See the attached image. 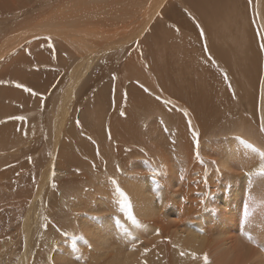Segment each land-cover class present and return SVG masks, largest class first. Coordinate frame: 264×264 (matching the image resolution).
Here are the masks:
<instances>
[{"label":"bare ground","instance_id":"bare-ground-1","mask_svg":"<svg viewBox=\"0 0 264 264\" xmlns=\"http://www.w3.org/2000/svg\"><path fill=\"white\" fill-rule=\"evenodd\" d=\"M38 1L40 0H0V14H5L10 11L15 12V14L16 12L18 14L21 13L23 16H26L28 8L31 9L36 7L35 5L40 4ZM42 1L43 2H41L42 4H40V6L42 5L43 8L40 11L37 9L38 12L33 14L32 19H27L25 21L22 20L19 22L20 24H16L15 28L11 30L12 32L9 37H5L6 39L4 41L0 40V62L2 61V64L0 65V134L6 129L3 137H0V150H6L0 153V157L14 159L15 161L17 153L8 150V148L12 147L15 142L28 140L25 136H21L20 138L15 136L16 129H21L23 125L17 123L18 120L12 118L17 115L24 116L27 112V114L33 113L30 119H33L35 116L37 118L35 107H40V105L37 104V95L29 98L27 103L21 100L23 93L20 90L15 89L14 86L16 83L28 88L34 80L32 83L33 89L36 93H42L43 100L44 95H46L50 88L55 84H53V82L56 81V77L60 75H56V71L53 69L51 74V70L48 69L47 71L46 66L50 68L57 65L61 69L63 68L62 70H65L66 65L72 61L71 65H73V67L64 73L65 76L70 79L67 80L64 78L65 83L67 82V85L64 86H68L71 82L74 89L76 88L75 86L77 82L82 83L83 80L81 81V79L84 78L82 75H84V73L87 75L88 71H90L87 79L88 81L95 77L99 78L101 73L110 74L116 67H114L115 64L113 63L111 54L119 47L128 45L130 41L135 43L136 40L141 37L143 29L146 27L151 29V34L146 35L144 39L148 41V44L150 45L146 44V46L151 49V53L150 51L148 52L152 58H156L155 56L158 57L156 58L158 59L157 62L154 63L150 61V63H153L150 67L152 76L145 78L142 76V71L138 72V69H135L136 72H132L135 76L133 74V76L126 75L125 82L135 79L136 81L140 80L139 82L144 83L145 85L147 83L146 88L152 93L151 96L154 93H158L159 95L158 91L161 90V88L165 89L167 93L160 91L161 96L159 97L157 95L159 99L161 97L163 98L161 100L164 104H159L160 100L156 101L158 100L156 99L157 96L154 95L156 98L154 97L153 99L146 89L147 92L145 93L149 94V96H146L145 98L139 99L135 96L136 94L134 95L133 93L128 92L125 95V100H123V94H117L116 87L119 82L117 80L118 82L115 81L113 97H111L110 89V96L108 93L95 94L96 97L102 99L98 100V98L94 97V99L98 101L93 102V106L91 103V106L94 109L91 113V118L88 112L82 113L80 120L81 126H79L78 129H76L77 127L67 129V126H69L68 122L66 123L67 115L70 116L69 114L74 109L71 107L70 102L68 103V101L63 100V103H68L63 109V112L65 113L56 119V122L53 125V130L51 128V131H53V137H57V135L61 133L60 139L63 140L64 137H66L69 142H63L59 138H53L54 142H52L53 140L49 138L50 142L53 144L47 147H45V144L43 147L45 152L42 151L44 153L35 159L37 161L34 162V171L31 173V176H33L31 177L33 178V184L30 180L29 182H24L27 187L23 185V188L27 189L23 191L22 195H30V198H21L24 200V206L21 209L22 218H19V215L12 217L13 227L17 229H20L21 227L25 228L22 248L11 258L4 260L8 264H143L145 261L146 264H204L203 257L206 254L209 264H233L235 262V264H237L241 259L242 262L239 261V264L243 263V261H245V259L242 258L243 255L238 256L237 253L239 251H236L237 245L240 244H235L237 241V238L234 240L236 236L234 239L229 238V235L232 233L230 231L231 228L225 224L226 221L229 223L231 215L232 217H236L238 214H231L228 206L225 205L223 201H226L227 199L226 193H228V187L231 186V183H235L237 189L239 185V191L244 192V190H247L248 195L253 194L256 196L255 202L251 200L252 204L255 203V205L253 204L254 206L252 207L251 204L250 209L255 206L254 209H257L258 206V208L261 207L259 210H264V177L254 174L258 171L260 163L253 158L250 160L247 158H239V165L236 167V170L233 171L231 170L230 165L225 161L226 156H222L224 158H218L216 160L222 168V172L219 170L220 174H215L214 172L216 171H213L212 175L205 176V172L203 171L204 175L202 173V177L199 176L194 179L202 165L197 161L196 156L194 155L195 153L191 152L190 142L192 143V141L188 139L185 124L189 123L190 118H193L197 121V124L195 126L191 125V129L195 132H200V136L204 132L206 136H203L202 138H206L210 135H207L208 130L205 127L210 126L213 123L214 113L217 112V115L222 121L221 125L219 122H217L218 124L216 125V131L219 132V135H224L226 132L236 133L242 138V140L253 141L258 145L256 146L257 148L264 150V144H262L264 143V132L260 131L261 125L264 124V90L261 91L259 89V85L264 88V61L260 60V52L262 53L261 50H263L261 44L264 43V39H262V37H264V0H251V3L248 0L246 10L243 11L242 9V12H245V18H241L239 11L241 9L238 7L235 8V3L229 2L228 0H184L191 7V10L198 15L203 24V29H205L206 34L208 35L212 50L226 63L227 66H229L230 70L233 69L232 72H236L238 75V80L236 81L238 94L248 105L249 113L246 118L249 119L250 122H245L239 118L230 121L228 109L224 107L228 98L227 94L217 98L218 90H216L215 100L212 101V103L208 101V94L205 91L204 85L210 83L212 80L211 78L216 74L210 69L211 64L209 61L203 57L202 49L199 46L200 41H197L195 37L194 40H191V37L187 36V31H189V29L187 31H182L184 36L177 35L176 33L172 35V31L171 35L166 36L168 35V29H160L158 27V23L165 18V14L169 11L167 9H170V7H166L163 10V14L155 16L162 5L161 2H156V0H142L136 2H133V0ZM243 3L244 2H242V4ZM244 14H242V17ZM231 28L236 31L233 35L228 32ZM164 32H166L165 36L162 34ZM176 32L178 33L179 29ZM180 32L178 34H180ZM191 32L190 34L195 36L196 32L194 30ZM160 35L161 37H165H162L164 38V43L158 38ZM32 36L34 37L29 39ZM167 39L171 42L170 47L173 50L174 55L171 56L170 59L166 57L167 62L172 61L175 57L180 58V56H185L187 59V45L189 43L192 44L197 54V59L190 68L180 69L181 72L180 74L178 73V78H173V76L177 75L179 68L183 67L185 62L180 61L181 63H178L179 60L174 59L177 61L174 64L169 65V62L168 64L164 61L165 58L163 57L167 54H165L166 49L165 47L163 48V45ZM22 42H24L22 47L15 54H11L13 49ZM26 43H29L30 45L28 54L21 52ZM50 43L56 45L60 50V55H58L57 50L54 51L56 52L54 58H57L58 60L57 64L50 61L46 55V59H44L43 53L46 52L47 44ZM138 43L139 42H137V44ZM132 46H130V49ZM137 46H139V44ZM155 47H161V49L158 48V50H156ZM40 48L42 50H40ZM152 49L154 50L152 51ZM132 52H134V50ZM145 52L146 50L144 51V54ZM257 52L259 56L256 55ZM206 56L208 58V55ZM32 58H36L37 61H34ZM47 60L50 62H46ZM78 62L79 64L77 65ZM146 62L147 61L144 62V66L147 65ZM33 65L38 66V68L28 71L27 67H32ZM111 65H113V69H111ZM94 67H97V69L93 70ZM99 72L101 73L99 74ZM205 72L209 73L210 76L205 77ZM149 73L147 74L150 75ZM6 74H11L8 80L3 77V75ZM140 75L142 77L138 80L137 78ZM221 75L223 76V74ZM228 76L231 77L232 75ZM43 77V81L47 79L50 81L47 86V83H41L40 81ZM209 79L211 80L209 81ZM11 80H14L16 83L13 84V82H11L9 84L8 81ZM170 80L174 81L172 86H170ZM94 87L96 88V86ZM122 89L123 88L120 89L121 92L123 91ZM184 91L188 93L187 96H185ZM81 92L85 93L82 90ZM90 95H92V93ZM173 96L185 97V101L190 103V108L186 109L183 107L181 108V104L178 102L179 105L178 107L176 106L178 109L175 108V111L177 112L180 110V112H178V117L177 119L173 117V121L170 120L171 123L175 122L174 120H176V122L179 121L178 126L176 127V132L178 133L179 138L178 142L176 141L178 146L175 149L176 153L173 154V160L175 161L177 159V166L182 169V164L178 162V157L181 154L185 158L187 165L185 170L183 169L184 171L181 176V181L186 186L200 184V187L205 190L203 193L201 191L202 195L205 196V199L202 200L198 198L199 202L196 198H193L186 188L179 190L178 193H172L169 190L162 191L159 194L152 193L153 188L157 187L156 185L154 187L150 186L152 189L150 192L149 185L146 184L145 181L143 183L142 178L141 180L139 179L141 182L138 181L139 176L135 174L137 170H134V172L132 171L133 169H130L131 171H129L131 164L129 165V163L122 158L125 154L129 156V150H126L127 146L121 140L117 141V138H119L118 135L122 133L125 139H128L129 141L131 140L129 146H133V143H136V139L137 143L144 145H148V141L153 142L154 138H151L152 134L148 131L149 129L147 130V128L144 127L146 126L144 112L153 115L154 111L156 112V110L158 111L166 107V101L163 100H172ZM111 98L116 100V106L121 104L120 106L122 109L129 108L127 112H123L125 115L124 120L117 116L119 121H116L113 117L115 114L110 115L111 110L113 111V108H111V104L109 103ZM256 102H261L260 107H258L259 104H256ZM25 104L28 105L27 108L29 109H26L24 113H21L22 110L20 111L18 108L16 109L17 105L24 107ZM210 105L212 106L211 108L208 107ZM167 106L169 105L167 104ZM192 106L196 109L195 111ZM170 107H172V105H170ZM206 107L210 109L206 110ZM168 108L169 107H166L164 109L169 111ZM76 111L77 109H75L72 114H75ZM165 112L161 114L163 116H160L166 117ZM170 112L171 111H169V113ZM185 113H187V115H185ZM237 113L239 114L240 112L238 111ZM55 116L54 113L53 121L55 120ZM163 123L165 122L163 121L162 124ZM86 126L90 127L92 131L101 138L108 139L107 137H113L112 141H115V144L118 143V146L121 144V149L119 147L120 150L112 151L111 148H109L106 151L104 149L106 143H104V147H101L100 140L99 143L98 141L96 142L99 149L94 150V147H96L94 141H91L94 143V146H92L91 142L84 141L85 137H81L83 132L86 133V131H84V129L87 130L85 128ZM169 126L171 125L169 124ZM196 126L200 129L197 130ZM80 127H82V129H80ZM171 127L169 129H171ZM115 129L118 130L116 131ZM48 130H50V128H48ZM205 130H207V132ZM106 131L110 132L108 136H106L108 134L105 133ZM48 133L49 132H47V135ZM48 136H51V134ZM89 137L92 136L88 134V138ZM96 137L98 138V136ZM215 137L217 136L215 135ZM47 139L48 138H46L45 141ZM199 139L201 138L199 137ZM213 139L215 138L213 137ZM239 140L240 139H234L223 143L224 145L229 146V149L235 153L232 155V158L238 157L237 146H239ZM113 142H111L112 145L110 144V146L107 144L108 147L113 146ZM166 142L167 141L165 140L161 141L162 147L163 143L166 144ZM216 142L217 140L215 143ZM209 144H206L205 147ZM240 147L243 148L244 146ZM200 148L198 150L199 153H201ZM209 148L211 149V146H209ZM25 149H27L26 146ZM93 150L95 152L98 150L96 154L99 152L100 155L98 154V156L96 155L97 157H95ZM117 151L120 152L115 156L113 152ZM144 151L145 149L141 152L144 153ZM132 156H135V152L132 153ZM143 157L146 156L143 155ZM159 159L161 160L160 157ZM162 159L165 163V158ZM203 159L205 160V158ZM141 160L142 162L144 161L143 158H141ZM146 160L147 159L143 162L145 163L144 166H147L148 164ZM31 162L33 164V161ZM141 165L143 166V164ZM53 166L56 168L55 171ZM117 166H119V170L117 169ZM168 166L173 167L174 165L171 162ZM203 166L205 167L204 164ZM11 167L8 170L7 166V168L0 171V187L8 184L9 187L6 186L8 188H6L7 192H11V189L13 188L17 189L15 186L18 184L17 178L12 176L10 170L13 167ZM70 167L79 169V176L76 179H64L63 176H73L71 175L72 172ZM6 169L9 172H7ZM14 169L17 170L16 168ZM92 170L97 171L98 173L100 170L107 172L108 174H105L111 175V180L115 177L116 181L118 180L117 176L119 175L120 179L118 184L131 200L133 215L137 220L138 226L133 225L132 222L127 219L126 213L121 210L118 203V197L114 191V185L111 184L110 179L108 180L101 176L100 179H97L93 176L94 173ZM167 171L170 177H172L173 174L171 170L168 168ZM75 173L77 174V172ZM52 174L53 176L51 177ZM150 175H152V173H150ZM53 177L62 178L61 182L58 184L52 183V180L54 179ZM155 177H153V180L156 181L159 179V177ZM228 179L230 180L229 183ZM12 181H14V184L11 186ZM219 184L223 186L222 188L219 187V189H221L220 191L225 192L227 190V192L224 193L225 198L220 201L222 208L224 207L223 210H226L223 215L221 214L222 211L220 212L222 208L220 209L217 205L219 214L215 215L213 210L210 211L209 201L207 200L208 195H212L216 188L220 186ZM52 185H55L50 191V198H52V201L50 202H52V204L47 201L48 206H46L44 200L41 203V195L43 190L49 191ZM225 187L227 188L226 190H224ZM155 189L154 192H160V190L158 191ZM33 192L34 194L32 195ZM229 194H227L228 198L230 197ZM253 195L242 199L247 200V198H251ZM170 197L175 199L172 200V205L168 203ZM14 198H16L15 195ZM219 198H221V196H219ZM210 200H212L211 196ZM233 200L234 198H232V201ZM248 201L245 202L249 203L250 201ZM55 204H57V206ZM212 204H214V202L211 203V206ZM51 205L52 207H50ZM247 207L249 211V204H247ZM17 210L18 209H16V212ZM250 213L253 214L252 211H250ZM259 213L255 218L256 221L254 220L255 224L252 225V228H254V226L257 228L256 231L251 228L253 233L252 231L250 233L253 235L246 231L247 228L242 234L249 233L253 238L260 237V221H264V211L263 213L261 212V215L263 214L262 216H260ZM220 214L222 216L219 217L218 223L216 224L214 221ZM255 215L256 213L252 215V217H255ZM49 216H52L53 218L50 219ZM116 219H119L123 227L128 229L132 236L135 237L134 241L124 235L123 230L116 226ZM31 223L35 224V232H33L32 228L29 226ZM248 228L250 229V227ZM157 231L159 232V235H157ZM64 233H67V235H64ZM238 235H240V239H238L237 242L242 239L241 234L239 233ZM246 242L244 243V246H246ZM133 243H135V250L132 248ZM73 244H75V249L73 248ZM11 245H13V237L11 233L0 232V247L5 248L8 246L10 248ZM248 247L250 249V246ZM239 248L240 247L238 246V249ZM145 249H148L149 251L146 255H141ZM254 251L256 253V250H253V254ZM181 252L186 253V255L181 256ZM246 252L245 254L243 252L239 254L246 255ZM189 253H194L196 258L194 259ZM249 254L253 257V254L250 252ZM258 258L251 261L254 262L257 260L255 263L264 264L262 259L258 262ZM251 261H245V263L251 264Z\"/></svg>","mask_w":264,"mask_h":264},{"label":"rangeland","instance_id":"rangeland-1","mask_svg":"<svg viewBox=\"0 0 264 264\" xmlns=\"http://www.w3.org/2000/svg\"><path fill=\"white\" fill-rule=\"evenodd\" d=\"M52 1H54V0H51L50 2H52ZM136 1H142V0H133V2H136ZM158 1L161 2L162 5L158 9V11H157V13H156L155 16L163 14V10L166 7H170V9H167L169 11L167 12V14H165V18H163L162 21H160L158 23V27L160 29H166V30L168 29L167 30V32H168L167 34L168 35H166V36L171 35L172 32H173L172 35H174V33H176L177 35H183L182 34L183 33L182 31H184V30L187 31L189 29V31H187L188 32V35L186 33L185 34L188 37L190 36L191 37V40H194V37H195V39L197 41H200L199 46L202 49L203 57L206 60L209 61V63L211 64V68L210 69H212L213 72H215V74H216V75H214L213 78H211L212 80L209 79V81L211 80L210 83H207V84L204 85L205 91L208 94V98H207L208 101L210 103H212V101L215 100V91L216 90H218L217 98L223 96L224 94H227V97L228 98L226 100V104H225L224 107H226L228 109L230 121H233L234 119H238L239 118V119H241V120H243L245 122H250V120L246 118L247 115H248V113H249L248 112V105L246 104V101H244L243 98L239 97V94H238V86H237V83H236V81L238 80V75L236 74V72H232L233 69L230 70L229 69V66H227L226 63L212 50V48L210 46V43H209L208 35L206 34L205 29H203L204 28L203 27V24L201 23L198 15L194 11L191 10V7L184 0H164V1L163 0H156V2H158ZM228 1L229 2H234L235 3L234 4V7L235 8L238 7V8L241 9V10H239L240 11L241 18H245L246 17V15L244 14L245 12L243 13L242 12V9H243V11L246 10L247 4H248V0H228ZM241 1L244 2V3L242 4ZM41 2H43V1L42 0L38 1V3L42 4ZM40 4L35 5L36 7H34V8H31V9L28 8V11L29 12L27 11L26 16H23L21 13L18 14L16 12V14H15V12H10V11L9 12H6L5 14L1 13L0 14V40L1 41H4L7 37H9L10 36V33L12 32L11 30H13L15 28V25L18 24L19 22H21L22 20L25 21L27 19H32L33 18V14L34 13H37L38 11H40L43 8L42 5L40 6ZM248 8H249V5H248ZM37 9H38V11H37ZM241 13L244 14L243 17H242V14ZM14 16H17V17H14ZM22 16H23V18H22ZM197 25H199V26H197ZM178 29H179V32L181 31L180 34H178L179 32L178 33L176 32ZM193 30L196 32L195 36H193L192 34H190V32L193 31ZM201 31H203V35H201ZM256 31H255V33H256ZM228 32H229V34L233 35L236 31H235V29H232L231 28L230 30H228ZM231 32H233V33H231ZM165 33L166 32H164L162 34L165 36ZM149 34H151V29L149 27H146L145 29H143V32L141 34V37L139 39H137L135 43H133L132 41H130L128 45L119 47L115 52H113L111 54L112 55V59H113V63L115 64L114 67L116 66L113 69V65H111V69H113L112 70V73H110V74L109 73L108 74L107 73H103L102 74L101 72H99V74L101 73V76L99 75V78L98 77H95V78H92L93 80L90 79L88 81L87 79H88V76L90 74L89 73L90 71H88L87 72V75L85 73H84V75H82V77H84V78H82L81 81L82 80L83 81H82V83L80 82L81 84L79 82H77V84L75 86L76 87L75 89H74V86H72L71 82L69 83L68 86H66V87L64 86V85H67V82L65 83L64 78L67 79V80H70L67 76H65L64 73H66L68 70L71 69V67H73V65H71L72 61L69 62L66 65L65 70H62L63 68L61 69L57 65H55L53 67H50V68L48 66H46L47 71H48V69L51 70V74H52V69H53L54 71H56V75H59V74L60 75L58 76L59 78L58 77H56L57 79L55 78L56 81L53 82V84L54 83L55 84L50 88L49 92H47V94L44 95L43 100H42V96H43L42 93H37V96L36 97L38 98V100H37L38 103L37 102H35V103H37L38 105H40L39 108L35 107L36 108V112H37L36 113L37 114V118L35 116L33 119H30V117L33 115V113L27 114L28 113L27 112L24 115V117H25V120L24 121H19V120L17 121V123L22 124L23 127L21 129H16V135L15 136L16 137H19V138L21 136H25V137L28 138V140L27 141H18V142H15V143H13L12 147L8 148V150L14 151V152L17 153V155L15 157V161L16 162L14 161V159L12 160V159H8V158L0 157V171H2L3 169L7 168V166H8V170H9L10 167L13 165L12 166L13 168L11 167L13 170L11 169L10 171L12 173V176L16 177L17 178V181H18L17 186H15L17 189L13 188V189H11V192H7V190H6V188H7L6 186L9 187L8 184L6 186H1L0 187V221H1L0 232H8V233H11V235L13 237V245H11L10 248L8 246L5 247V248L0 247L1 248L0 249V264H8L4 259L11 258L13 255H15L22 248L23 237H24V233H25V228L24 227H21L20 229H17L15 227H13L12 226V223H13L12 222V217L13 216H16V215H19V218H22L21 209L24 206V200L23 199L30 198V195H22L23 191L27 189V188H23V185H25L24 182H29L30 180H31V182L33 184V181H32L33 178H31L33 176H31V173L34 171V162L37 161L35 159H37L38 156H40L42 153L45 152L44 151V148H43L45 144H46L45 147L50 146L51 144H53V143L50 142L49 138L51 140H53V138L54 139H57V138L60 139L61 138V135H60L61 133L58 134L59 136L57 135V137H53V131H51V128L53 130V125L55 124L56 119L59 116H61V115H63L65 113V112H63V109L67 106V104L70 102L71 107L74 110L77 109V111L75 112V114H72L74 112V110H72V112L69 114L70 116L67 115V121H66V123L68 122V125H69V126H67V129L68 128H74V127L75 128L77 127L76 129H78L79 126H81V121H80L81 120V114L82 113H85V112H88L90 114V118H91V113L94 110L93 107H92L93 106V102L102 99V98L96 97L95 94H98V93H108L109 96H110V92H111V97L114 96V92L113 91H114V88H115V81L116 82L119 81L117 83L118 86L116 87L117 94H119V95H122L123 94V96H124V97L122 96V99L123 100H125V98H126L125 95L128 92H131L134 95L136 94L135 96L138 97L139 99L145 98L146 96H149V94L151 96L152 93L146 88L147 87V83L145 85L144 83L139 82L140 81L139 79L142 76H144L145 78H148V76H150V77L152 76L150 67H151V65L153 63H150V61L155 63L158 60V59H156V58H158L157 56H155L156 58H152L151 55L148 52V51H150V53H151V49H149L148 46H146V44H148L149 42L146 41V40H144V39H145V36L146 35H149ZM164 36H162V37H164ZM33 37L34 36L30 37L29 39H31ZM162 37L160 35L158 38L161 39L160 41H163V43H164V40L163 39L165 37L164 38H162ZM133 41H135V40H133ZM145 41H146V43H145ZM160 41H158V42H160ZM137 42H139L138 43L139 46H137L138 45ZM52 43L47 44L46 52L43 53V56H44V59H46V57H48L50 61H52L55 64H57V61L58 60H57V58H54L55 57V54H56V52H54V51L57 50L58 51V55H60V50H59V48L56 45H54ZM142 43L145 44V45H143ZM23 44H24V42L20 43L17 47H15L13 49V52L11 54H15L22 47ZM132 44H133V46H132ZM141 44L143 45V47H142ZM49 45H51V47H49ZM203 45H205V46H203ZM130 46H132L131 49H130ZM170 46H171V42L168 41V39H167L165 41V44L163 45V48L165 47V49H166V50L164 49L166 51L165 54H167V55H165V57H163V58H165L164 59L165 62H167V58L170 59L171 56H174L173 55V50L171 49ZM143 48H144V50H143ZM158 48L161 49V47H158ZM158 48H156V50H158ZM29 49H30V45H29V43H26V45L24 46V48L22 49L21 52H23L24 54H28ZM154 49H152V51ZM205 49H207V50H205ZM40 50H42V49L40 48ZM133 50H134V52H132ZM145 50H146V52H145L146 55L144 54V51ZM261 51H262V53L260 52V54H261L260 55V57H261L260 60L261 61H264V53H263L264 52V49L261 50ZM187 52H188V58L187 59L185 58V56H180V58H176V57L174 58V59L179 60L178 63H181V62L184 61L185 64L183 65V67H180L179 68V70L177 72V75H174L173 78H178V75L181 72L180 69H182V68H190L192 66V64L196 61L197 54H196V51L193 48V46H192L191 43H189L187 45ZM41 53H42V51H41ZM45 55H46V57H45ZM144 55H145V57H144ZM206 55H208V58L209 59L207 58ZM256 55H258V52H257ZM69 57H71V56H69ZM145 58H146V60H145ZM32 59L34 61H37L36 58H32ZM174 59L172 61H168L170 64L168 62L167 63L169 65L174 64L177 61V60H174ZM49 60H47L46 62H48ZM145 61H147L146 62L147 65H149V64L150 65L149 66H147V65L144 66V62ZM255 62H257V61H255ZM107 63H108V61H107ZM1 64H2V61L0 62V65ZM33 64H36V63H33ZM78 64H79V62L77 63V65ZM29 68H31V69H29ZM34 68L37 69L38 66L33 65L32 67H27V70L30 71V70H33ZM96 69H97V67H94L93 70H96ZM135 69H138V72L139 71H142L141 72L142 73V76L140 75L137 78L139 81H136L134 79V80L125 82L126 81L125 80L126 75H132L134 73L133 71L136 72ZM145 70H146V72H145ZM147 73H149L150 75H148ZM62 74H63V76H62ZM221 74H223V76ZM225 74L227 76V79H225ZM133 75L135 76V74H133ZM228 75H232V76L230 77ZM10 76H11V74L3 75V77L6 80H8V78H10ZM113 76H115V80L113 79ZM204 76L205 77L206 76H210V74L205 72L204 73ZM44 77L40 81H41V83H47L46 84V86H47L50 81H49V79L43 81ZM59 81H60V83H59ZM61 81H63L64 84ZM8 82H9V84L11 82H13V84L16 83L14 80H11V81H8ZM33 82H34V80L31 82V85L28 88L31 89L32 91H34L36 93V91L33 89V86H32V83ZM214 82H215V84H214ZM173 83H174V81L173 80L172 81L170 80V86H172ZM16 84H15V86L13 85L15 87V89H18V90H20L23 93L21 100H23L25 103H27L28 99L31 98V97H33L34 95H32L31 92L24 91L23 88H17L16 87ZM92 84H93V86H92ZM94 86H96V88ZM234 86H235V89H234ZM130 87H131V89H130ZM121 88H123L122 89L123 90L122 92H124L125 90L126 91L124 93H122L121 90H120ZM213 88H215V89H213ZM73 89H74V91H73ZM80 89L83 92H85V93H82ZM109 89H110V92H109ZM145 89L148 91L149 94H146L145 93V92H147ZM259 89L261 91L264 90V88H262L260 85H259ZM92 90H94V91H92ZM95 90H96V92H95ZM160 91H164L165 93H167L165 91V89L161 88V90L158 91L159 92V95H158V93H154L151 97L153 99L157 95L160 97L161 96ZM91 93H92V95H90ZM38 94H39V96H38ZM77 94H80V95H77ZM184 94H185V96L188 95V93H186L185 91H184ZM53 96H54V99H53ZM91 96H93V97H91ZM158 96H157V98L155 97L158 100H156V99L155 100L156 101H159L160 100L159 101V104H161V103L164 104L162 102V100H161L163 98L161 97L159 99ZM94 97L98 98V100H95ZM81 98H82V100H81ZM50 99H52V100H50ZM86 99H87V102H86ZM185 99H186L185 97H180V96H175L174 97L173 96L172 100H170V99L169 100H163V101H166L165 102V105H166V107H169L170 108V109L168 108V110L171 111L170 112L171 114L169 113V111H167V109H164L166 107H164L163 109H160L158 111L156 110V112L154 111L153 115H149L148 113L144 112V114H145V121H146V124H145L146 126H144V127H146L147 130L149 129L148 131L150 132V134H152V137L151 138H154L153 139V142L152 141H148V145L147 144L144 145V144L137 143V139H136V143H133L134 144L133 146H131V145L129 146V144H131V142H130L131 140L129 141L128 139H125L123 137L122 133H120L118 135L119 138H117L118 139L117 141L121 140L124 144H126V146H127L126 147V150H129L128 151L129 152V156H127L126 154L122 156V158H124L129 163V165L131 164L130 165L131 167L129 168V171H131L132 169H133L132 171H134V170L135 171L136 170L139 171V172L136 171L137 173L134 171L135 174L137 176H139L138 177V181L141 182L140 180L142 178V182L144 183V181H145L146 184L149 185L150 192L152 190L151 187L152 186L154 187L156 185H157V187H155V188L158 191L160 190V192H157V191L154 192V189L155 188H153L152 193H158L159 194L162 191H168V190L171 191L172 193H178L179 190L186 188L191 193V195L193 196V198L194 199L196 198V200L199 202V199H202V200L205 199L204 198L205 196L202 195V193L205 190L200 187V184L199 185H195V186H193V185L186 186L181 181V176L183 174V171L185 170V167L187 165V162L185 161V158L180 154V156L178 157V162H180V164H182V166H181L182 169H180L177 166V161H176L177 159L175 160L176 162L173 160V154L176 153V150L175 149L178 146L176 144V141L178 142V139L179 138H178V133L176 132V127L178 126V122L179 121L176 122V120H174L175 122H172L171 123L170 120L173 121L174 118L177 119L178 114H179L178 112H180V110H178V112L175 111V110L178 109L177 107H178L179 103L181 104V106H180L181 108L182 107L183 108H186V109L190 108V103L187 102V101H185ZM63 100L68 101V103L67 104L63 103ZM71 100H73V101H71ZM89 100H91V101H89ZM71 102H72V104H71ZM19 103H21V102H19ZM91 103H92V106H91ZM109 103L111 104V108H113V111L115 110L114 113L111 110L110 115L115 114L113 117L115 118L116 121H119L117 119V116L118 117H121V119L123 118L122 120H124L125 119L124 118L125 115H124V113H123V115H121V113L122 112H127L129 110V108L128 109H122L121 106H120L121 104L116 106V100L115 99H112V98L109 100ZM257 103L258 102H256V104ZM167 104L169 106H167ZM258 104H259L258 107H260L261 102L258 103ZM83 105H85V106H83ZM170 105H172V107H170ZM27 107H28L27 104H25L24 107H20V106L17 105L16 106V109L18 108L20 111L22 110L21 113H24V111H26V109H29ZM208 107L211 108L212 106L210 105ZM208 107H206V110H209L210 109ZM87 108H88V111H87ZM181 108H179V109H181ZM165 110H166V112H165ZM193 110L195 111L196 109L193 107ZM238 111L240 112L239 114L237 113ZM163 112L166 113L165 114L166 117H161V116H163V115H161V114H163ZM54 113H55L56 116H55V120L53 121V114ZM106 113H107V111H106ZM155 113H157V114H155ZM175 115H176V117H175ZM158 118H160V119H158ZM161 118H163V119H161ZM213 118H214L213 123L210 126L205 127L208 130V132H207V130H205L207 132V135H210V136H207L206 138H202L203 136L204 137L206 136V134H204V132L200 136V132L197 131V134H199V135L197 136L196 140H194L193 137L190 136V135H192L191 133H192L193 130L191 128H189V126H188L189 123H186L185 124L186 131H187V134H188L187 135L188 136V139H190L192 141V143L190 142V144H191V152L196 154V150H197L196 149L197 148V145H196L197 143L196 142L198 141V143H199L198 144L199 145L198 146V150L201 147L200 148L201 153H199V154L202 157V159L205 158V160L203 159L205 161L203 163L205 165V167L203 166V164L200 163L202 165V167H201L202 169L200 168V170L198 171V174L194 177V179H196L199 176L202 177L204 175L203 171L205 172V176L212 175L213 171H216V172H214L215 174H220L219 171H217V168L221 172H222V170H221L222 168H221L220 164L218 162H216V160L218 158H221L222 159L225 156H226L225 157L226 163H228L230 165V168L233 171H235L236 170V167L239 165V161H238L239 158H243V159H246L247 158L248 160H250V159L253 158V159H256L260 163V160H259L258 155L255 154V153H252L249 149H247L245 147V145L243 143H241L242 138L239 135H237L236 133H231V132H226L224 135H219V132L216 131L217 130L216 129V125L218 124L217 122H219V124L221 125L222 121L219 118V116L217 115V112L214 113V117ZM216 119H218V120H216ZM161 120H162V122L164 121L165 123L162 124ZM206 120H207V118H206ZM209 120H211V119H209ZM190 121H191V125L192 126H195L197 124V121L194 120L193 118H190ZM66 123H65V125H66ZM166 123H167V125H166ZM169 124L172 127L169 126ZM65 125H64V127H65ZM47 126H48V128H50V130H48ZM144 127H143V129H144ZM170 127H171V129H169ZM30 128H32V129H30ZM85 128L87 129V130L84 129V131H86V133L83 132V134L81 135V137H83V138L85 137V140H84L85 142H87V141L88 142H91V141L93 142L94 141L95 146L97 147V148L94 147L95 148L94 150L99 149L98 145H96L97 144L96 142L98 141V143H99L100 140H101V142H100L101 143V147L102 146L104 147V143H106V146L104 147V149L106 151L109 148H111L112 151L113 150H120L121 149V144L118 146V143L115 144V141L114 142L112 141L113 140V137L112 138L107 137L108 139H104V138H101L99 135H96L95 132L92 131V129L90 127L86 126ZM196 128H197V126H196ZM80 129H82V127H80ZM198 129H200V128L198 127L197 130ZM5 130L6 129H4V131L0 134V137H3V135L5 133ZM115 130L117 131L118 129H115ZM145 131H146V129H145ZM47 132H49L48 135L51 134V136H48L47 135ZM87 133L89 135H91L93 138L92 137H89L88 138V134ZM105 133L106 134L108 133L106 136H108L110 134V132H107V131ZM215 135L217 137H215ZM45 136H48V137H45ZM96 136H98V138ZM199 137L201 139H199ZM213 137L215 139H213ZM46 138H48V139L45 141ZM234 139H240V140H239V143H238L239 146H237V154H238V157L232 158V155L235 154V153L232 150L229 149V146L224 145L223 143H225L227 141L234 140ZM48 140H49V142H48ZM67 140L68 139L66 137H64V139L61 140V141H63V142H69ZM104 140H105V142H104ZM164 140L168 142V145H167V142H166V144L163 143V147H162L161 141H164ZM201 140H202L203 143L201 142ZM210 140H211V142H210ZM216 140H217V142L215 143ZM52 142H54V140ZM111 142L114 143L113 144L114 147L113 146L108 147V145L109 146H110V144L112 145ZM246 142L253 144L255 147L258 146L253 141H246ZM94 143H92V146H94ZM206 144H209V145H207V147H205ZM217 144H219V145H217ZM262 144H264V143H262ZM212 145H213V147H212ZM25 146H26L27 149H25ZM209 146H211V149L212 150L209 148ZM240 146H244V147L241 148ZM116 147H118V148H116ZM119 147H120V149H119ZM140 147H142V148H140ZM48 149H49V147H48ZM144 149H145L144 153L141 152ZM5 150L6 149H1L0 150V153L1 152H4ZM94 150H93V154H95V157H97L98 154H99V152H98V154H96V152L98 150L96 152ZM182 150H183V147H182ZM207 150H209L211 154ZM42 151H44V152H42ZM119 152L120 151L113 152V153H114L115 156H117ZM134 152H135V156H132V153H134ZM145 152H146L147 155L145 154ZM140 153H141L142 156L140 155ZM143 155L146 156L147 158L146 157H143ZM222 156H224V157H222ZM159 157L161 158V160L159 159ZM129 158H131V159H129ZM141 158H143L144 161H145V159H147L146 160V162L148 163L147 166L150 165L151 167L150 166H148V167L147 166H144L145 163H143L144 161L142 162ZM162 158H165V163L163 162V159ZM181 159H183V160H181ZM171 160H173V161H171ZM211 160L212 161H215L216 163L215 164H212L211 163L212 162ZM31 161H33V164H32ZM171 162L174 165L173 167L168 166V164H170ZM184 162H185V164H184ZM220 162H222V161H220ZM14 163H15V166H14ZM153 163H154V165H153ZM141 164H143V166ZM16 165H18V166H16ZM206 166H207V168H206ZM14 168H16V169L18 168V169L15 170ZM53 168H54V171H55L56 170L55 166H53ZM168 168L171 170V172L173 174L172 177H170V175H169V173L167 171ZM74 169H75V172H77V174L74 172ZM101 169H102V167H101ZM8 170H7V172H9ZM70 170L72 172L71 175H73V176H71V177L63 176L64 179H66V178L67 179H76L79 176V169L78 168H75V167L72 168V167H70ZM165 170H166V172H165ZM92 172L94 173V174L92 173L93 176H95L97 179H100V176L101 177H105L108 180L111 178L110 177L111 175H106L105 173H107V172H104L102 170H100L99 173L97 171H94V170H92ZM150 173H152V175H150ZM200 173H201V175H200ZM202 173H203V175H202ZM227 173H229V172H227ZM52 176H53V174L51 175V177ZM108 176H109V178H108ZM151 176H153V177H155V176L156 177H159V179L157 178L158 180L155 181V180H153V177H151ZM53 178L54 179L52 180L53 181L52 183H54V184L60 183L61 182V179H62V178L60 179V178H57V177H53ZM114 179L116 180L115 177H114ZM117 179H118L117 182H119V179H120L119 175L117 176ZM54 180H57V181H54ZM110 181H111V179H110ZM229 181L230 180L228 179V183H229ZM48 183H49V181H48ZM13 184H14V181L11 182V186ZM25 186L27 187V185H25ZM231 186H232V188H231ZM231 186H229L230 188L228 187V193H226L227 192V190H226L227 188L226 187L224 189L226 191L225 192L224 191L222 192V191H220L221 189H219V187L222 188L223 186H221V185L218 186L216 188L215 192L212 195H210L212 200H210V196L208 195L207 200L209 201L208 203H209L210 211L213 210V213H215V215L216 214H219V210L217 209V206H219L220 209L222 208V204H221L220 201L225 198L224 193H226V198L227 199H226V201L225 200L223 201L224 204L228 206L229 211L231 212V214H235V215H236V213L238 214V215H236V217H232V215H231L229 223L227 221L225 223L226 226H230V228H231L230 231L232 232L231 233L232 236L229 235V238L234 239V237L236 236L234 240H236V238H237V241H238V239H240V235H238V234L240 233L241 236H242L241 237L242 238L241 239L242 241L239 240V242L236 241V243H235L236 245L237 244H240L241 245V246L240 245H237V248H236V251L237 252L239 251L237 253L238 256H240V255L242 256L243 255L242 258L245 259L246 262H249V260L250 261L251 260H255V258L257 259L258 257H261L262 256L263 258L262 257L261 258H258V262H260L261 259H262V261H264V232H263L264 231L263 230L264 221L263 222L260 221V224H261V232H260L261 235H260V237L253 238L251 235H249V233L252 231V229H254L256 231L257 228L255 226H254V228H252L253 227L252 225L255 224V221H256L255 218H256V216H258L257 214L260 211L263 213L264 210H262V209L259 210V208H261V207L258 208V206H257V209H254L256 206L254 208L250 209L251 208L250 205L252 204L251 200L253 202H255L256 196L252 194L253 197L247 198V200L246 199H242L244 197L246 198V197H250L252 195L251 194L248 195V191L247 190H244V192L243 191H239V185H238V189H237L235 183H231ZM233 187H235L237 190L235 188H233ZM52 188H53V185H52V187H51V189L49 191L48 190H43V193L41 195V203L44 200V204L46 203L45 204L46 206H48L47 201L48 202L52 201V198H50V196H51L50 195V191L52 190ZM233 189H235V190H233ZM201 191H202V193H201ZM33 194H34V192L32 193V195ZM158 194H156V195H158ZM227 194L230 195L229 198L227 197L228 196ZM14 195L16 196V198H14ZM215 195H216V197H215ZM219 196H221V198H219ZM234 196H237V197H234ZM21 198H23V199H21ZM232 198H234L233 201H232ZM172 200H175V199H173L171 197L168 199V201H169L168 203H170L171 205L173 204ZM217 201H219V202H217ZM245 201H248L249 203H246ZM213 202H214V204H212V206H211V203H213ZM50 203L52 204V202H50ZM247 204H249V211H248ZM253 204L255 205V203H253ZM253 204L251 205L252 207L254 206ZM55 205L57 206V204H55ZM50 207H52V205ZM243 207H244V209H243ZM245 208H247V209H245ZM16 209H18L17 212H16ZM223 209H224V207L222 208V210H220V212L222 211L221 212L222 215L224 214V211H226V210H223ZM235 209H236V212H235ZM246 210H247V214H246ZM250 211H252L253 214L250 213ZM261 212L259 213L260 216L263 215V214L261 215ZM255 213H256L255 217H252V215H254ZM221 214L217 218L215 217L217 220L214 218L215 219L214 222L216 224L218 223L219 217L222 216ZM227 216H230V215H227ZM49 218L52 219L53 217L52 216H49ZM246 218H247V220H246ZM40 220H41V218H40ZM29 226L32 228V231L35 232V229H36L35 228V224L34 223H31ZM248 227H250V229L251 228L252 229L250 230ZM245 229L249 233H245V234L243 233L244 234V236H243L242 232H245ZM252 233H253V231H252ZM252 233H250V234H252ZM249 236L252 237V240H249L248 239ZM244 237H246V238H244ZM233 242H235V241H233ZM242 242H243V244H242ZM245 242L248 245L246 244V246H244L245 245L244 244ZM238 246L240 247L239 249H238ZM248 246H250V249H249ZM243 247H244V249H243ZM253 250H256V253L254 251V254L255 255L253 254ZM248 251L251 254H253V257L249 254ZM257 251H259V252H257ZM241 252H243L244 254L246 252V255L247 256L244 255V254H239ZM241 260H239V261L242 262ZM235 261H237V260H235ZM239 261L237 262V264L240 263ZM245 261H243V263H241V264H246ZM256 261H254V262L251 261L252 262L251 264H253V263L254 264H258V263H255ZM235 263H233V264H235ZM247 264H249V263H247Z\"/></svg>","mask_w":264,"mask_h":264},{"label":"snow or ice","instance_id":"snow-or-ice-1","mask_svg":"<svg viewBox=\"0 0 264 264\" xmlns=\"http://www.w3.org/2000/svg\"><path fill=\"white\" fill-rule=\"evenodd\" d=\"M249 2L251 3V0H249ZM197 26H199V25H197ZM201 35H203V31H201ZM262 39H264V37H262ZM49 47H51V45H49ZM261 48L264 49V43L261 44ZM113 79H115V76H113ZM225 79H227L226 74H225ZM16 87L17 88H23L24 91L31 92V94L34 95V96L37 95V93H35L31 89H29V88H27V87H25V86H23L21 84H16ZM121 115H123V112L121 113ZM185 115H187V113H185ZM12 119H16V120H19V121H24L25 117L24 116H16V117H13ZM189 128H191V121H189ZM260 131L264 132V124L261 125ZM191 134H192L193 139L196 140V138L198 136L197 132L192 131ZM241 143H243L245 145V147L247 149H249L252 153H255V154L258 155L259 160H260V164H259L258 171L256 173H254V174L258 175V176H261V177H264V150H261V149L255 147L253 144L248 143V142H246L244 140H241ZM198 146L199 145H198V141H197V151H196L195 156H196L197 161H199L201 164H203L204 161H203V159L201 158V156L199 154ZM211 163L215 164L216 162L212 161ZM117 169L119 170V166H117ZM217 171H219L218 168H217ZM110 182H111L112 185H114V191L116 193V196L118 197V203H119V206H120L121 210L124 213H126L127 219L129 221H131L133 225H137L138 226L137 220H136V218L133 215L132 204H131V200H130L129 196L119 186L118 182L115 179H112ZM53 187H55V185H53ZM246 214H247V210H246ZM115 224H116V226L118 228H121L123 230L124 235L128 236L133 241L135 240V237L132 236V234L128 231V229L123 227V225L121 224L119 219H116ZM64 235H67V233H64ZM157 235H159L158 231H157ZM73 239H75V238H73ZM248 239L252 240V237L249 236ZM73 248L75 249V244H73ZM132 248H133V250H135V243H133ZM148 251H149L148 249H145L144 252L141 253V255H146V253ZM180 255L184 256V255H186V253L181 252ZM189 255H192L194 259L196 258L194 253H189ZM203 260H204V264H209V260H208V257H207L206 254L203 257ZM143 264H146V261L143 262Z\"/></svg>","mask_w":264,"mask_h":264}]
</instances>
